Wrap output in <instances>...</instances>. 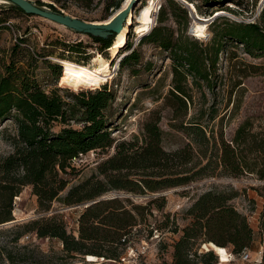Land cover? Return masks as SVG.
Instances as JSON below:
<instances>
[{
    "label": "trees",
    "instance_id": "1",
    "mask_svg": "<svg viewBox=\"0 0 264 264\" xmlns=\"http://www.w3.org/2000/svg\"><path fill=\"white\" fill-rule=\"evenodd\" d=\"M55 1L58 4L62 2ZM78 1L90 3L91 0ZM259 1L252 0L250 9L240 0H201L199 6L206 8L230 3L233 7L227 10L235 17L245 19L252 15ZM115 2H107L105 13L115 9ZM35 3L44 5L40 1ZM47 6L57 10L53 5ZM199 6L195 5L197 11H200ZM12 8L24 14L18 7ZM61 8L64 9L62 4ZM170 13L181 29L174 31L163 25L166 12L161 5L156 24L140 38L137 45L148 43L160 48L171 61L170 89L164 98L163 108L171 112L168 127L181 132L186 139L181 148L173 151H167L162 146L165 133L160 125V109L163 108L150 112L141 124L138 135L115 140L110 136L109 130L113 127L106 115V110L115 101L109 83L94 90L78 85L77 89L87 90L65 92L64 96L60 95L62 90L46 93L37 84L35 72L38 59L48 55L22 48L27 40L16 38L8 62H0V122L11 120L14 125V133L8 135L12 151L0 158V224L13 220V199L25 187H29L31 194L36 197L41 212L51 210L54 202L63 206H80L91 202L82 209L77 219L76 235L74 231H67L66 223L57 214L26 223L22 227L24 233L34 232L39 238L58 240L64 259L83 257L85 261L111 260L113 264H121L120 258L127 244L121 240L126 237V241H131L132 230L142 221L138 211L144 207L134 205L129 198L101 197L110 192L156 195L202 179L222 176L237 178L251 175L264 181V124L254 130L253 123L245 120L235 130L233 137L226 140L221 131L215 133L209 127L214 121L210 110L207 113L209 119H179L185 117L192 106L193 89L200 92L203 87L213 90L212 76L223 51V42L240 44L250 55L264 54V0L252 23L226 16L216 17L209 27L202 28L194 23V35L201 38L218 20L223 21L224 28L214 30L213 37L206 42L187 34L190 19L187 8L171 1ZM3 23V19H0V30L4 29ZM142 27L143 24L137 29L138 33ZM123 35L121 33L108 39L87 36L99 46L106 66L111 67L112 61L122 54H116V50L123 46ZM53 45L65 52L85 54L81 43ZM130 48L127 40L124 50ZM103 51H106V55ZM107 52L112 57H106ZM90 58L60 59L87 65ZM138 62L139 56L132 49L119 61L117 71L125 65ZM50 68L56 69V76H60L62 69L58 63L50 65ZM131 72L136 74L134 70ZM80 79V82L89 81L82 77ZM205 113L201 111V114ZM71 123L79 124L80 128L71 127ZM57 126L59 128L55 130ZM111 149L112 153L96 164L94 172L71 184L82 173V169L74 164L75 160L90 151L104 153ZM256 190L262 199L258 237L262 247L260 264H264V185ZM233 194L216 190L200 194L186 211L191 223L182 230V236L175 242L171 262L162 264H192L190 253L201 239V246H213L199 254L203 264H216L219 253L226 252L228 255V247H231L234 256L250 251L255 232L248 218L230 204ZM158 202L165 203V197L151 198L148 206ZM161 208V205L157 206V209ZM20 237L19 234L16 239ZM192 255L198 256L197 252ZM59 264L68 263L62 258Z\"/></svg>",
    "mask_w": 264,
    "mask_h": 264
},
{
    "label": "rangeland",
    "instance_id": "2",
    "mask_svg": "<svg viewBox=\"0 0 264 264\" xmlns=\"http://www.w3.org/2000/svg\"><path fill=\"white\" fill-rule=\"evenodd\" d=\"M31 1L53 5L58 11L83 21L104 23L112 19L109 17L111 9L109 13H105L104 10L109 0H91L90 3L78 0H62L61 4L64 9L55 0ZM171 1L181 4L178 0H139L135 4V13L132 9L129 11V22L126 27L124 26L123 46L116 50V54H122L111 63V67L106 66L103 60L105 57L100 54L99 46L94 44L88 36L76 34L65 27L37 16H27L15 10L12 6L0 2V19L4 21L2 24L4 29L0 30V62H8L10 49L16 43V38L22 37L27 40L26 45H22V48L30 52H42L43 55H48L45 58L38 59L35 72L37 84L46 93L62 90L60 95L64 96L65 92L74 93L87 89L94 90L104 83H109L111 91L115 94V101L106 110V115L113 127L109 130L110 136L115 140L129 139L140 133L141 124L148 118L151 111L163 108L164 98L170 89L171 61L168 59L167 53L148 43L137 45L136 40L139 36L137 29L142 24L144 26L142 30L145 28L151 29L155 25L152 23V17L150 16L156 10L158 4H161L166 12L163 25L174 31L181 29L171 16ZM180 1L186 2L187 0ZM240 1L244 6L251 8L252 0ZM187 2L194 5H190L191 14H193L191 17L188 13L190 18L188 27L190 24H199V18L213 16L215 19L218 16L228 18L234 16L227 10L229 9L228 3L223 6L204 8L199 6L202 3L201 0ZM195 5L199 6L200 11H197ZM257 6L251 16L255 14ZM223 28V21L218 20L213 28L207 29L210 34L209 38L213 37L214 30L218 31ZM127 40L131 45L128 51L124 50ZM59 43L68 45L81 43L82 48H84L82 52L84 51L85 54L65 52L59 49L58 46L53 45ZM132 49L137 52L139 62L125 65L117 71L119 61L129 54ZM105 52L103 51L104 55H106ZM90 56L87 65L60 59L81 60ZM109 56L112 57V54L107 52L106 57ZM57 63L62 69L58 77L56 76V69L50 68V65H56ZM64 63L93 69L97 67L102 70L100 74L106 78V81L90 82L84 80V82H80L81 79L77 72L68 71ZM132 70L136 71L135 75L132 74ZM212 81L213 90L211 91L205 87L201 92L195 89L192 90V106L188 109L186 116L179 119H185V121L188 119H209L207 113L210 110L214 121L210 123L209 127L215 133L221 131L226 140L233 137L235 130L245 120H250L253 123L254 130H258V127L264 124V54L254 53V55H250L245 52L240 44L231 41L223 42V51L219 56ZM78 85L87 89H77ZM160 110L162 116L160 125L165 133L162 143L163 148L167 151L181 148L186 142L185 137L181 132L171 130L168 127L169 119H171L170 110L167 108ZM201 111L206 113L201 114ZM70 126L80 128V125L76 123H71ZM58 128L59 126L55 130H58ZM13 133L14 125L11 120L0 122V158L5 157L12 151L8 135ZM109 153H112V149L104 151V153L90 151L75 160L74 164L82 169V173L71 184L87 178L94 172L96 164ZM263 185L264 181H259L251 175L237 178L222 176L202 179L186 187L167 190L156 195H128L110 192L101 198L114 196L122 199L129 198L134 205L144 207L143 210L138 211L142 216V221L138 222L139 226L133 232L129 246L134 250H141L142 245L146 246L144 255L139 256L138 261L136 260L137 264H162L163 262H171L175 242L182 236V230L191 223L186 211L200 194L207 190L234 193L230 204L248 218L255 232V241L249 252L253 259H258L257 253L259 250L262 251L258 237V221L262 211V199L256 189L261 188ZM159 196L165 197V203L158 202L148 206L151 198ZM85 204L63 206L61 203L54 202L51 210L41 212L38 209L36 197L31 194L29 187H25L19 196L13 199V210L11 212L13 220L9 221L11 223L0 224V264H59L62 262V258L68 264H113L111 260L98 261V259H92L85 261L83 257L75 260L64 259L62 245L58 240L39 238L34 232L24 233L25 229L22 227L26 223L57 214L61 215L66 223L67 231H74L76 235L77 219L82 209L87 206ZM160 205L162 208L159 210L157 206ZM12 221L16 222L12 223ZM19 234L21 237L16 239ZM201 241L202 239L197 241L190 253L192 264H203L199 254L213 248L211 244L201 246ZM126 249L121 258L124 259V264H133V258H128ZM226 249L230 254L229 258H227L226 252H221L218 254L216 264H244L238 256L231 253V247ZM194 252H197V257L192 255Z\"/></svg>",
    "mask_w": 264,
    "mask_h": 264
},
{
    "label": "water",
    "instance_id": "3",
    "mask_svg": "<svg viewBox=\"0 0 264 264\" xmlns=\"http://www.w3.org/2000/svg\"><path fill=\"white\" fill-rule=\"evenodd\" d=\"M6 3L4 5H10L18 7L26 15H33L40 17L42 19L53 22L57 25L65 27L66 29L81 35H90L95 38L108 39L109 37H114L122 30L124 24L126 23L127 15L130 9H135V3L133 2L130 7L119 13L112 21L108 24H95L93 22L83 21L74 18L62 11L53 10L46 4L37 5L31 0H3ZM123 0H116L115 9L121 5ZM139 0H137L138 2ZM115 61V60H114ZM113 62V61H112ZM165 194V193H163ZM86 203L85 205H89ZM16 222V221H12Z\"/></svg>",
    "mask_w": 264,
    "mask_h": 264
},
{
    "label": "bare ground",
    "instance_id": "4",
    "mask_svg": "<svg viewBox=\"0 0 264 264\" xmlns=\"http://www.w3.org/2000/svg\"><path fill=\"white\" fill-rule=\"evenodd\" d=\"M0 2H2L3 4H5L6 2L3 1V0H0ZM137 3V0H123L121 5L118 6L116 9H114L110 14H109V17L112 18L110 21H112L119 13H121L122 11H124L125 9H127L128 7H130L132 5V3ZM182 2V1H181ZM186 7L189 9V11L191 12V6L193 5V3H188L187 1L183 2ZM191 5V6H190ZM128 6V7H127ZM194 6V5H193ZM228 7H233L230 3L228 4ZM145 9V8H144ZM143 9V10H144ZM131 10V9H130ZM149 12V11H148ZM149 14V13H148ZM193 14V13H192ZM195 14V12H194ZM152 17V15L150 16ZM216 18V17H215ZM212 19L214 20V17L213 16H209V17H204V18H199V24H196L197 26L199 27H206L207 23H208V26L210 24V22H212ZM147 20H148V16H147ZM110 21L108 22H104V23H95V24H99V25H102V24H108ZM208 21V22H207ZM128 22H129V12H128V15H127V19H126V23L124 24V26L126 27V25H128ZM153 18H152V23H153ZM60 26V25H59ZM124 26L122 28V30L117 34V35H121V33H123L124 31ZM151 29L149 28H145L144 30L140 31L139 32V36L138 37H142L144 36L145 34H147ZM192 31L194 33V28L192 26ZM116 37V36H115ZM195 37V35H194ZM126 56V55H125ZM63 61V60H62ZM61 61V62H62ZM64 65L67 66V70L70 71V72H73V71H76L77 74L84 78V79H87L89 81H92V82H97V81H100V80H103L104 82L106 81L105 77L102 76L100 73L102 72L101 69L99 68H88V67H85V66H80V65H74V64H71V63H64ZM11 223V222H9ZM230 254L227 255V258H229Z\"/></svg>",
    "mask_w": 264,
    "mask_h": 264
},
{
    "label": "built area",
    "instance_id": "5",
    "mask_svg": "<svg viewBox=\"0 0 264 264\" xmlns=\"http://www.w3.org/2000/svg\"><path fill=\"white\" fill-rule=\"evenodd\" d=\"M178 1L182 5H184L186 7V5L183 2H181L180 0H178ZM262 3H263V0H260L258 2V6H257V10H256L255 14L253 16L249 17L248 19H241V18H238V17H235V16H231V18L232 19H235L237 21H244V22H247V23H252V22H254V20L256 19V17L258 16V14H259V12L261 10ZM160 6H161V4H158L157 7H156V10L152 12V18H153V21H154L153 24H156V18H157V14H158V11L160 9ZM187 10H188V8H187ZM134 13H135V11H134ZM188 13H189V16L192 17V14H191V12L189 10H188ZM192 26L193 25L190 24L189 27L187 28V34L189 36H191V37H193V38H195V39H197L199 41H202V42H206L209 39L210 34H209L208 30H207V33H206V35L204 37H201V38L194 37V33L192 31ZM140 38L141 37H137L136 43H138V41L140 40ZM135 230H136V228H134L132 230V232H134ZM126 240H127V238L124 237L121 241L123 243H125V242L127 243L126 244V247H127L126 253L128 255V258H133V264H137L136 260L138 261L140 259L139 256L144 255V253L146 251V246L142 245L141 246V250H136V249L134 250V249H132L131 246H129L131 244V241H126ZM261 254H262V251L259 250L258 253H257L258 259H253L251 257V255H250V252L249 251H243L238 257L241 260V262L244 263V264H260V262H261ZM120 260H121V264H124V259L123 258H120Z\"/></svg>",
    "mask_w": 264,
    "mask_h": 264
}]
</instances>
